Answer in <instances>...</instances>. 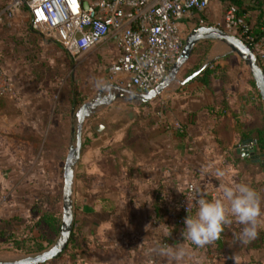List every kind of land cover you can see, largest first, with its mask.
I'll return each instance as SVG.
<instances>
[{
	"label": "crops",
	"instance_id": "crops-1",
	"mask_svg": "<svg viewBox=\"0 0 264 264\" xmlns=\"http://www.w3.org/2000/svg\"><path fill=\"white\" fill-rule=\"evenodd\" d=\"M242 1L244 8H250L244 13L245 20L251 16L254 21L259 14L264 20V4L258 5L260 0ZM227 4L210 0L203 13L191 12L180 20L181 30L187 35L198 27L199 20L204 21V26L219 24ZM18 27L14 21L8 28L0 26V69L14 82L13 92L0 99V169L1 175L7 177L16 175L13 146L30 137L49 135L55 130L57 119L61 120L50 109L49 91L44 88L40 68L35 67L42 60L34 58L38 46L44 44L53 50L58 44L45 43L37 34L34 33L38 36L35 38ZM220 45L213 41L209 56L215 65L224 67L221 57L227 51L217 54ZM108 50L114 61L117 52L113 42L96 48L99 54ZM221 79L213 78L207 86L188 82L184 88L165 92L160 123H143L137 115V119L117 131L96 134L92 130L91 136L84 135L73 183L74 219L80 230V248L74 255H79L80 264H144L149 259L173 264L155 250L163 243L186 250L179 264H264V236L261 247H252L251 240L240 242L238 235L244 226L234 218L224 225L222 244L214 240L198 247L184 241L182 232L173 229L172 204L187 182L202 180L216 188L215 198L221 199V185L225 182L251 186L260 197L257 233L264 235V171H260L264 154L242 140L236 129L233 115L244 121L242 116L250 107L247 96ZM115 103L127 104L121 100ZM223 104L226 121L214 115ZM120 106L118 119L97 122L120 120L128 110ZM72 107L68 113L70 123L74 118ZM133 126L143 130V134L133 131ZM258 165L260 168H256ZM217 169L225 171V177L218 180ZM164 211L169 213L165 215ZM157 214L163 216L157 218Z\"/></svg>",
	"mask_w": 264,
	"mask_h": 264
},
{
	"label": "built area",
	"instance_id": "built-area-1",
	"mask_svg": "<svg viewBox=\"0 0 264 264\" xmlns=\"http://www.w3.org/2000/svg\"><path fill=\"white\" fill-rule=\"evenodd\" d=\"M210 0H2L0 26H11L24 9L31 32L45 43H56L74 60L109 42L116 57L107 68V82L126 90L146 93L168 74L181 55L185 36L180 20L191 12L203 13ZM201 26L203 20H199ZM219 28L252 43V51L264 74V37L252 34L245 15L234 5L222 12ZM14 89L12 79L0 69V99ZM215 198L217 189L187 182L172 204L175 222L195 214L197 193ZM188 209V211H187ZM163 245H167L163 243ZM144 264H161L149 259Z\"/></svg>",
	"mask_w": 264,
	"mask_h": 264
},
{
	"label": "rangeland",
	"instance_id": "rangeland-1",
	"mask_svg": "<svg viewBox=\"0 0 264 264\" xmlns=\"http://www.w3.org/2000/svg\"><path fill=\"white\" fill-rule=\"evenodd\" d=\"M14 22L23 33L30 30L23 9L15 15ZM182 32L186 37V32L183 30ZM42 45L43 47L38 46L34 52V58L42 60V63L35 67L36 70L40 68L41 76L44 77V88L48 89L50 96V109L60 116L61 120L57 119L56 128L50 131L49 135L43 137L41 134L40 139L30 137L22 140L25 143L19 142L18 145L13 146L15 149L13 154L16 158L13 163L17 166L16 175L2 176L0 169V261L14 260L22 255L38 254L51 247L57 239L58 233L54 236L45 226H37L35 223L38 209L48 207L50 198H54L57 202L61 199L62 205L63 166L68 147L74 143L71 128L75 126V119L73 118L70 123L68 113L75 105V101L86 99V102L94 98L99 87L107 82V68L113 62V54L110 50L99 54L95 49L83 58L74 60L59 45H54L53 50ZM226 51L227 48L220 45L216 53L223 54ZM226 55L230 56L220 63L226 68L222 82L242 90L247 98L252 97L251 102L259 104L258 91L249 85V80L252 78L248 67L236 55L231 53ZM209 58L208 54L207 59ZM184 78L183 74L178 72L177 80L172 82L167 89L184 88L187 84H179V81ZM163 94L165 92L145 104L113 103L103 107L85 122L82 138L84 135H92L93 122L99 119H118L120 116L117 113L120 105L123 110L135 108L139 117L138 121L146 124L162 122L161 114L165 107V101L161 99ZM256 109L257 112H254V107L250 105L247 109L248 113H245L242 119L249 122L251 119L257 121L263 118V108ZM252 112L255 113V117L253 115L251 117ZM132 130H139L138 134H143V130L140 132V129L134 126ZM76 166L78 162L74 167L75 173ZM256 168H260L259 165ZM212 169L214 168L211 167ZM260 171H264V167L260 168ZM195 182L199 185L207 184L202 180ZM75 203L73 206H76ZM18 244L29 250L41 246L42 250L27 253L25 250H17ZM71 252L70 249L64 255L61 254L58 258L44 264H80L78 254L74 256L73 261L71 260Z\"/></svg>",
	"mask_w": 264,
	"mask_h": 264
},
{
	"label": "water",
	"instance_id": "water-1",
	"mask_svg": "<svg viewBox=\"0 0 264 264\" xmlns=\"http://www.w3.org/2000/svg\"><path fill=\"white\" fill-rule=\"evenodd\" d=\"M203 40H212L221 43L227 48L226 53L234 54L244 62L248 67L254 86L258 91L264 111V74L249 45L237 36L225 32L216 25L195 27L186 35L181 55L171 65L168 74L159 84L146 93L126 90L114 83L106 82L99 87L94 98L84 102L77 108H75V106L72 107V116L75 119V126L71 128V136L74 137V143H71L68 147L63 166L62 213L57 239L54 244L45 251L34 255H22L14 260L0 261V264H44L58 258L63 253L68 245L72 232L74 167L80 158L82 150V132L85 122L92 117L96 111L118 100L129 104H145L152 101L163 92H169L167 88L172 82L177 80L179 70L189 58L195 45ZM211 62H213V59H207L206 63L201 68L190 76L180 80L179 84L185 85L190 82L205 67L209 66ZM134 119H137V114L131 107L123 114L120 120L114 123L104 124L102 121L93 122L92 130L96 134L117 131ZM251 150L253 152L252 147Z\"/></svg>",
	"mask_w": 264,
	"mask_h": 264
},
{
	"label": "trees",
	"instance_id": "trees-1",
	"mask_svg": "<svg viewBox=\"0 0 264 264\" xmlns=\"http://www.w3.org/2000/svg\"><path fill=\"white\" fill-rule=\"evenodd\" d=\"M220 1H227L228 5H234L236 6L241 14L247 13L248 8H244L243 1L242 0H220ZM258 1V0H257ZM259 2V1H258ZM264 4V0H260V3L258 5ZM247 24L251 25V31L252 34L255 36V39L258 40L260 38L264 37V20L262 19V14H259L257 17H255L254 21L252 20V17L249 16L246 20ZM198 23V22H197ZM196 26H199V23L196 24ZM34 35L36 36L35 38H38L37 35H35L33 32L30 30L27 31V35ZM246 44L249 45V47L252 49V43L246 42ZM213 45L212 40H203L198 42L193 51L191 52L189 58L187 61L183 64L179 72L183 74V76L186 78L193 74L195 71H197L199 68H201L207 61V56L209 54V51ZM230 55H224L221 57V59H226ZM226 68L221 67L220 65H215V61L211 62L209 66L205 67L194 79H192L189 83L191 82H199L202 85L207 86L210 82L211 79L213 78H222L224 77ZM249 85L255 89L254 83L252 79L249 80ZM252 97H249L247 102L254 107V112H257V109H262L261 103L259 100L258 102H251ZM253 103V104H252ZM83 104V100H77L75 101V105L80 106ZM223 107L216 112L215 118L219 119L221 121H226V107L223 104ZM251 113V117H255V113ZM233 118L236 120V129L240 131L241 139L248 141L249 145H251L256 152L260 154H264V117L259 118L257 121H253L254 119H251L249 122H253V125H248L249 122L247 121H241L240 118H238L237 115H233ZM256 120V119H255ZM251 122V123H252ZM244 126H247L244 128ZM49 204L48 207L46 208H40L38 209V216L36 218V223L35 225L37 226H45L49 232L52 235H56L59 232V227L61 223V213H62V205H61V199L58 200V202L54 198L49 199ZM41 207V206H40ZM74 210V207H73ZM169 213L168 211H164L163 214ZM163 214H157V218H160L163 216ZM74 211H73V223H72V232L70 236V240L68 242V245L66 249L63 251L62 255H64L67 251L71 249L70 253V258L73 261L75 251L80 248V242H79V226L76 223V220L74 219ZM174 219V224H173V229L174 231H183V227H180L176 224L175 222V215L173 217ZM263 234L262 232H258L257 236L255 237V240H251L250 245L252 247H261L263 244ZM222 238H223V233L220 234L219 238L216 239L215 243L216 244H222ZM19 246L16 247L17 250H25L27 253L31 252H40L42 250L41 246H38L34 250H29L24 248L22 245L18 244Z\"/></svg>",
	"mask_w": 264,
	"mask_h": 264
},
{
	"label": "clouds",
	"instance_id": "clouds-1",
	"mask_svg": "<svg viewBox=\"0 0 264 264\" xmlns=\"http://www.w3.org/2000/svg\"><path fill=\"white\" fill-rule=\"evenodd\" d=\"M223 170L217 169L216 178L225 177ZM222 199H207L206 193H197L195 200V214H189L184 220L182 236L184 241H189L196 246H203L219 238L225 224L232 223L234 218L243 225L238 235V240L247 243L257 236L258 219L261 215L258 193L247 184L223 183ZM188 211V209H187ZM170 236V233H165ZM160 256L171 260L173 264L179 262L186 255V250L179 245L157 246L155 249Z\"/></svg>",
	"mask_w": 264,
	"mask_h": 264
}]
</instances>
